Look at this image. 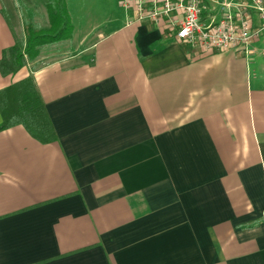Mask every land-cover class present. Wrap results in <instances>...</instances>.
Masks as SVG:
<instances>
[{
    "label": "crops",
    "instance_id": "crops-1",
    "mask_svg": "<svg viewBox=\"0 0 264 264\" xmlns=\"http://www.w3.org/2000/svg\"><path fill=\"white\" fill-rule=\"evenodd\" d=\"M23 1L0 0V58ZM71 1L57 55L0 72L33 80L53 131L0 129V264H264V32L202 52L114 0L75 39Z\"/></svg>",
    "mask_w": 264,
    "mask_h": 264
},
{
    "label": "built area",
    "instance_id": "built-area-1",
    "mask_svg": "<svg viewBox=\"0 0 264 264\" xmlns=\"http://www.w3.org/2000/svg\"><path fill=\"white\" fill-rule=\"evenodd\" d=\"M218 20L205 22L202 0H121L135 12V21H164L175 38L202 52L234 50L250 53L251 43L264 32V0H212ZM255 18L258 25L255 24Z\"/></svg>",
    "mask_w": 264,
    "mask_h": 264
},
{
    "label": "trees",
    "instance_id": "trees-1",
    "mask_svg": "<svg viewBox=\"0 0 264 264\" xmlns=\"http://www.w3.org/2000/svg\"><path fill=\"white\" fill-rule=\"evenodd\" d=\"M49 26L36 28L32 22L24 26V49L16 44L3 51L0 72L14 74L39 53V48L72 37L73 25L67 9V0H46ZM0 112L3 122L0 129L22 124L28 132L44 142L52 137V128L39 92L30 77L10 84L0 91Z\"/></svg>",
    "mask_w": 264,
    "mask_h": 264
},
{
    "label": "rangeland",
    "instance_id": "rangeland-1",
    "mask_svg": "<svg viewBox=\"0 0 264 264\" xmlns=\"http://www.w3.org/2000/svg\"><path fill=\"white\" fill-rule=\"evenodd\" d=\"M23 1V0H22ZM28 2V0H26ZM41 0H32V3L37 6L38 3H40ZM75 1L76 4L78 3V0H72L71 3ZM118 1V0H116ZM114 0H86V1H81L78 4V8L77 5L72 3V6L75 7V10L72 9L74 18H75V24L77 25L78 19H82L83 13L82 10H85L87 13H89L90 15L88 16V20H86V22L84 24H81V26L78 24V26L76 27V32H75V39L78 38V35L81 33L83 27H86L88 25V23H95L100 21L101 19H104L105 17L109 16L110 13L112 12L113 8H114V4L115 2ZM29 3V2H28ZM27 3V4H28ZM85 3V4H84ZM21 12H22V21H23V28L25 26V24L27 22H32V24L36 27V28H47L49 26L48 24V20L46 19V14L41 11V9H37L35 8V14L34 16H26V14L24 15V13L27 12V8L26 5L23 1V3L21 2ZM119 10V14L121 11V8L118 9ZM33 16V17H32ZM24 32V31H23ZM24 42H25V32H24V36H22L21 38L17 39L16 45L20 48V49H24ZM59 44L58 42L55 43H51V44H45L43 46H41L39 48V53L38 55L33 58L32 60H26V64L27 65L29 63V67H31L33 69V67H37L39 65H42L48 61H50L51 59H53L56 55H57V51H60L61 48H59Z\"/></svg>",
    "mask_w": 264,
    "mask_h": 264
}]
</instances>
